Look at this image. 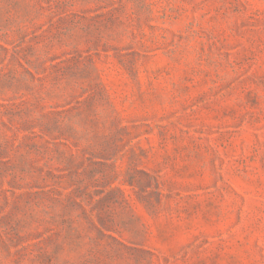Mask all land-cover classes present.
I'll return each instance as SVG.
<instances>
[{
    "label": "rangeland",
    "instance_id": "rangeland-1",
    "mask_svg": "<svg viewBox=\"0 0 264 264\" xmlns=\"http://www.w3.org/2000/svg\"><path fill=\"white\" fill-rule=\"evenodd\" d=\"M0 264H264V0H0Z\"/></svg>",
    "mask_w": 264,
    "mask_h": 264
}]
</instances>
